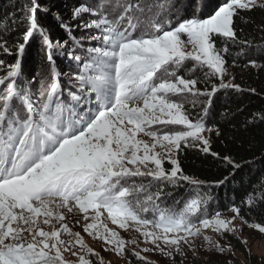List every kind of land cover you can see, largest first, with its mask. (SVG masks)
<instances>
[{"label":"snow or ice","instance_id":"6c2138e0","mask_svg":"<svg viewBox=\"0 0 264 264\" xmlns=\"http://www.w3.org/2000/svg\"><path fill=\"white\" fill-rule=\"evenodd\" d=\"M257 8L264 0H222L205 17L199 0H79L65 17L27 0L20 37L10 42L8 18L0 23V57H15L0 58V264H112L86 237L126 264L129 254L139 264H160L144 254L218 264L212 254L235 255L231 238L250 256L256 237L245 228L264 239V222L246 217L264 192L230 205V216L212 208L210 189L242 165L212 150L221 131L208 120L217 93L242 91L227 57L240 46L238 66L253 47L236 23ZM48 16L66 39L51 38ZM37 36L45 65L34 91L22 61ZM57 56L75 71L59 72ZM193 148L229 175L210 183L185 174L180 155Z\"/></svg>","mask_w":264,"mask_h":264},{"label":"trees","instance_id":"16d2710c","mask_svg":"<svg viewBox=\"0 0 264 264\" xmlns=\"http://www.w3.org/2000/svg\"><path fill=\"white\" fill-rule=\"evenodd\" d=\"M78 2L79 0H40L42 5L52 8L65 17L70 15L72 7ZM25 3L27 0H0V23L8 18L11 31L6 38L10 42L16 40L24 32L19 18L20 9ZM221 3L222 0H199L202 14L205 17ZM13 13L17 18L15 24L10 19ZM242 15L248 22L237 21V35L241 40L251 41L253 47L248 49L246 56L237 60L238 66H233V59L240 51V46H230L232 54L227 57L226 67L247 69L248 77L241 79L236 77L235 84H238L242 91L224 92L222 90L217 93L213 100L214 115L208 120L209 126L219 128L221 131L219 137L214 132L212 133V150L220 157L230 156L242 165L241 169L235 170L234 177L230 178L225 185L210 189L211 194L216 198L212 208L219 209L222 213L227 212L232 204L239 205L249 193H253V190L264 192V121L259 118V114H264V31L261 30L264 28V10L257 8L242 13ZM43 24L50 28V36L54 41L67 38L64 30L58 26V22L52 16L46 17ZM2 34L0 31V35ZM0 58L9 63L15 60L14 56L7 55ZM55 60L57 69L63 70L69 67L68 59L57 56ZM250 60H255L258 67L248 64ZM44 65L45 53L42 41L37 36L26 48L22 68L26 77L37 79V73L44 71L42 67ZM250 89H255V93L249 91ZM249 121L253 122L249 123ZM180 163L185 174L210 183L223 179L231 171L222 160L210 155L206 156L195 148L182 153ZM183 191L181 189V192ZM246 218L264 222V204L256 207ZM231 245L246 256L249 264H259L258 259L253 255L249 256L245 246L238 240L231 238ZM129 258L132 264H139L131 254ZM192 264H206V262L194 261ZM218 264H226V262H218Z\"/></svg>","mask_w":264,"mask_h":264},{"label":"rangeland","instance_id":"374dc122","mask_svg":"<svg viewBox=\"0 0 264 264\" xmlns=\"http://www.w3.org/2000/svg\"><path fill=\"white\" fill-rule=\"evenodd\" d=\"M177 2L180 3L181 0H177ZM68 63H69L68 68H65L63 70H59V69H57V70L61 73H68V72L75 71L74 65L70 61H68ZM228 71L230 74L234 75V77H235V79L233 81L234 83H235L236 77H239V79L247 78L248 72H249L247 69H242L239 67H230V68H228ZM197 75H199L201 77V79H203V73L198 72ZM36 78H37V79H35L36 84H33V86H32L34 91H37L38 87H39L38 81H39L40 77L38 76ZM61 81L63 83H66V78L64 76H62ZM198 87L203 89L205 87V85L203 83H201V84H198ZM186 107L191 109V105H187ZM193 115H195V112H193ZM223 214L226 216L231 215L228 211L224 212ZM209 234H211V233H209ZM245 234L248 235L249 237H251L253 235L256 237V242L253 243V246L251 249V255L255 256L258 259L259 264H264V239H262L258 233H255V231L251 230V229L245 228ZM122 235L126 239H131L136 234L135 233L129 234V233H123L122 232ZM86 239L88 240L90 246L95 247L97 251H101V254L105 257V259L108 261H111L112 264H126V262L121 261L120 258L116 257L114 254L104 252L102 250L101 244L99 242L91 241V239L87 238V237H86ZM232 247H233V251L235 253L234 256H232L231 254H226V255L212 254V259L216 262H226L228 259H232L233 264H249L246 256L243 253H241L240 251L236 250L233 245H232ZM144 255H147L149 257V259H154V260L160 261V264H167V261L162 260L158 254H144ZM177 259L180 260V257L178 256ZM194 261L206 262V256H201L200 258H198ZM194 261H191L190 264H192Z\"/></svg>","mask_w":264,"mask_h":264}]
</instances>
